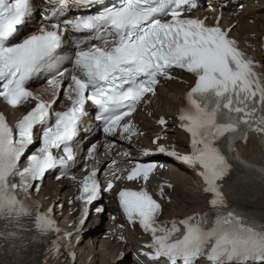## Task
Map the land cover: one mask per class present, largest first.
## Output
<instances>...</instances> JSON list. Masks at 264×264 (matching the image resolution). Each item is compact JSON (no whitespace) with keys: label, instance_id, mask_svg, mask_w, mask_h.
Segmentation results:
<instances>
[{"label":"snow or ice","instance_id":"6c2138e0","mask_svg":"<svg viewBox=\"0 0 264 264\" xmlns=\"http://www.w3.org/2000/svg\"><path fill=\"white\" fill-rule=\"evenodd\" d=\"M197 7L194 0H0V100L13 109L31 105L14 123L0 113V264H37V253L39 264L74 261L71 238L114 181L140 185L122 183L115 192L127 222L149 238L137 264H264V217L241 204L256 189L264 197V166L247 163L235 148L254 132L264 149V63L231 35L235 25L223 27L222 15L212 24L207 16H192ZM177 70L191 78L181 81L189 87L175 117L186 150L165 146L157 134L155 152L143 149L142 155L164 154L192 171L207 208L161 220L162 201L171 202L165 188L172 185L159 187L158 200L147 183L162 164L118 153L133 166L116 169L105 186L92 144L82 178L71 169L89 107L106 137L131 143L143 135L133 114L151 102L162 81L178 79ZM41 75L54 90L50 101L30 90ZM156 123L163 130L168 121L161 116ZM53 170H59L56 180L69 177L79 185L74 232L59 226L54 206L45 209L33 198ZM104 211L95 208L97 215Z\"/></svg>","mask_w":264,"mask_h":264},{"label":"bare ground","instance_id":"6f19581e","mask_svg":"<svg viewBox=\"0 0 264 264\" xmlns=\"http://www.w3.org/2000/svg\"><path fill=\"white\" fill-rule=\"evenodd\" d=\"M167 91H169V92H171V95H176V93H174V92H178V87H176V86H172V88L171 89H169V90H167ZM161 92V91H160ZM161 95H159V97H158V99H162L163 100V102H164V104H163V106L164 107H168V106H170V104H171V99H170V96H169V94L168 93H166V92H161L160 93ZM179 140H180V138H178ZM246 151L248 152V153H253L254 152V148H253V146L252 145H250V146H247L246 147ZM253 155H254V153H253ZM195 189V187H192L191 188V190L193 191ZM187 201H186V203H185V205H186V208H191L192 206H194L195 204H197L198 202H199V198H198V196H196V195H194V194H192V195H190V196H187ZM99 230V228H96L95 229V231L97 232Z\"/></svg>","mask_w":264,"mask_h":264}]
</instances>
